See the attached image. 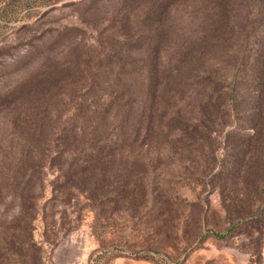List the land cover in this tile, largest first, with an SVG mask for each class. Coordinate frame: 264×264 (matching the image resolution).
Here are the masks:
<instances>
[{
  "label": "rangeland",
  "instance_id": "1",
  "mask_svg": "<svg viewBox=\"0 0 264 264\" xmlns=\"http://www.w3.org/2000/svg\"><path fill=\"white\" fill-rule=\"evenodd\" d=\"M263 21L264 0H0V166L25 151L36 202L22 229L8 195L0 229L32 264H264Z\"/></svg>",
  "mask_w": 264,
  "mask_h": 264
},
{
  "label": "trees",
  "instance_id": "2",
  "mask_svg": "<svg viewBox=\"0 0 264 264\" xmlns=\"http://www.w3.org/2000/svg\"><path fill=\"white\" fill-rule=\"evenodd\" d=\"M264 22V21H263ZM262 30L259 36V40H261L260 45L257 46V50L262 53L263 59L260 61V64L264 67V23L262 24ZM259 29V28H258ZM256 51V50H255ZM255 54V53H253ZM259 56V54H258ZM89 107H93L92 104H86ZM96 109L95 107H93ZM101 107H99L100 109ZM107 108H104L106 110ZM249 123L253 125L255 122L248 120ZM58 139L61 142L72 143L74 139V132L71 129H65L62 131L61 135L58 136ZM126 143L119 140L114 142V140H109L103 138L101 143L98 146L91 148L90 150H103L107 148H118V146H125ZM25 156L20 154L10 155L8 157V163L5 165L0 166V204L2 200L4 201L7 199L9 195V202L11 206L17 209V213L23 217L26 216L27 220H23L18 217L19 225L18 228L25 229L27 228L26 223H30L31 220H34V211L36 208L35 200L30 196L26 195V187L22 184L19 179V176L24 172L25 168L24 165L27 162V153ZM13 156V157H12ZM32 156V153H30ZM29 158V155H28ZM29 165L31 163H28ZM4 190L7 191V195H5ZM261 198L264 201V183L260 188ZM9 228V227H7ZM7 228L0 229V264H5L7 259L10 258V254H18L19 259H21L22 264H32L35 262V254H29L28 251H21V247L29 248L31 245V241L29 239L24 240V243H21L17 237L14 236V233L8 234ZM29 258V259H28Z\"/></svg>",
  "mask_w": 264,
  "mask_h": 264
}]
</instances>
